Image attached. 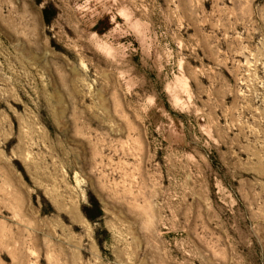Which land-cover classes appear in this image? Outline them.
Here are the masks:
<instances>
[{
	"label": "rangeland",
	"instance_id": "1",
	"mask_svg": "<svg viewBox=\"0 0 264 264\" xmlns=\"http://www.w3.org/2000/svg\"><path fill=\"white\" fill-rule=\"evenodd\" d=\"M0 264H264V0H0Z\"/></svg>",
	"mask_w": 264,
	"mask_h": 264
},
{
	"label": "trees",
	"instance_id": "2",
	"mask_svg": "<svg viewBox=\"0 0 264 264\" xmlns=\"http://www.w3.org/2000/svg\"><path fill=\"white\" fill-rule=\"evenodd\" d=\"M44 16H45L46 21H49V14H48L47 9L44 10Z\"/></svg>",
	"mask_w": 264,
	"mask_h": 264
}]
</instances>
